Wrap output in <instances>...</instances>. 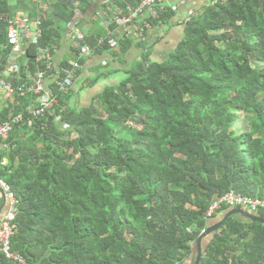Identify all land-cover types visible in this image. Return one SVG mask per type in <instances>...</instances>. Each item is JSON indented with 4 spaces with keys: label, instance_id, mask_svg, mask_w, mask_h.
Returning <instances> with one entry per match:
<instances>
[{
    "label": "trees",
    "instance_id": "obj_1",
    "mask_svg": "<svg viewBox=\"0 0 264 264\" xmlns=\"http://www.w3.org/2000/svg\"><path fill=\"white\" fill-rule=\"evenodd\" d=\"M75 1H55L60 22ZM12 13L0 0V76ZM41 17L32 70L43 67L39 48L64 35ZM66 95L39 118L25 113L0 142V175L18 199L11 248L29 263L184 264L228 210L208 217L214 200L231 189L264 200V0H212L164 62L146 52L98 104L71 108ZM17 99L14 113L37 104L33 93ZM128 121L136 126L117 134ZM209 236L199 264H264L263 224L235 214Z\"/></svg>",
    "mask_w": 264,
    "mask_h": 264
},
{
    "label": "built area",
    "instance_id": "obj_2",
    "mask_svg": "<svg viewBox=\"0 0 264 264\" xmlns=\"http://www.w3.org/2000/svg\"><path fill=\"white\" fill-rule=\"evenodd\" d=\"M160 1L135 0V3L127 2L124 7L114 3L113 0H106V11L109 16L107 24L112 27L108 35L99 36L96 43L91 44L84 33L77 32L71 45L74 59L69 61L68 66L62 65L59 69L55 61L57 45L39 48L34 61L42 64L43 67H38L36 70L31 69L30 62L33 61L26 55L27 46L37 43L42 36V17L32 18L26 13L7 16V45L11 50L10 55L19 56L22 59L9 60L7 72L11 76L8 79L0 78V91L11 97L33 93L37 104L29 107L27 111L12 112L7 118L0 119V142L4 143L7 140L14 126L24 120L25 113L31 115V119L39 118L59 103L60 98L72 88L75 74L81 67L82 58L91 55L99 48H118L122 39L127 37L142 36L150 27L147 15H157L155 10ZM5 76L8 75L5 74ZM53 81L57 83L56 89L51 87ZM59 118L60 116L56 117L57 120ZM0 190L5 194L6 199V207L0 214V253L16 264H31L23 255L11 248L10 241L18 199L1 175ZM224 206L228 210L241 209L252 215L264 217V200L253 199L232 189L213 201L207 216L212 217Z\"/></svg>",
    "mask_w": 264,
    "mask_h": 264
},
{
    "label": "crops",
    "instance_id": "obj_3",
    "mask_svg": "<svg viewBox=\"0 0 264 264\" xmlns=\"http://www.w3.org/2000/svg\"><path fill=\"white\" fill-rule=\"evenodd\" d=\"M55 1L9 0V3L13 10L12 14L26 13L32 18L44 15V17L54 18L62 26L64 35L55 53L56 67L59 69L74 59L71 45L77 32L84 33L88 42L95 44L97 38L107 36L112 27L107 24L109 16L106 11V0H84L83 2L76 0L73 6L75 15L69 22H60V19L55 16L53 13ZM127 1L135 3V0H123L124 3ZM211 1L161 0L155 10L157 15H147L150 27L142 37H127L128 42L124 43L126 38L122 39L118 48H99L81 59V67L75 74L74 84L65 96L68 102L66 105L75 109L89 106L107 87L120 84L127 77L129 70L142 61L146 52L152 61L167 60L184 38L186 22ZM37 2H40L38 8L33 9L34 3ZM113 2L124 6L121 5L120 0ZM15 59L20 60L22 57L9 56V60L14 61ZM7 70L8 68L0 78H10L11 75ZM51 87L56 89L57 83L53 81ZM18 104L17 96L11 97L0 91V116H4L3 119L14 112ZM7 109L9 110L6 111ZM6 161L7 159L4 158L3 162ZM0 197L3 199L2 213L6 207V199L1 190ZM1 256L0 253V258Z\"/></svg>",
    "mask_w": 264,
    "mask_h": 264
},
{
    "label": "water",
    "instance_id": "obj_4",
    "mask_svg": "<svg viewBox=\"0 0 264 264\" xmlns=\"http://www.w3.org/2000/svg\"><path fill=\"white\" fill-rule=\"evenodd\" d=\"M1 193L5 197V194L2 191H1ZM0 214H1V209H0ZM235 214L241 215L249 221H252L255 223H260V224L264 225V217L252 215V214L247 213L241 209L227 210L226 212H224L223 216L221 217V219L219 221L209 225L207 228H205L203 231H201V233L199 234V236L195 240L194 245H193V250H192V261H194V264L200 263V259H201L202 252H203V240L207 236L211 235L213 232L218 230V228L223 224V222L225 221L226 218H228L232 215H235Z\"/></svg>",
    "mask_w": 264,
    "mask_h": 264
},
{
    "label": "rangeland",
    "instance_id": "obj_5",
    "mask_svg": "<svg viewBox=\"0 0 264 264\" xmlns=\"http://www.w3.org/2000/svg\"><path fill=\"white\" fill-rule=\"evenodd\" d=\"M73 60V59H72ZM132 69V68H131ZM128 77V75H127ZM126 77V78H127ZM125 78V79H126ZM124 79V80H125ZM123 80V81H124ZM98 100H96L95 98V103L97 102ZM98 104V102H97ZM245 124V122H243L241 119L237 120L236 122L233 123V126H243ZM130 126H136L135 124L131 123L130 121L128 122H124V123H118L117 127L118 128H115L114 130H116V132H118L117 134H119V132L121 131V129H124V127H130ZM74 136V135H73ZM210 238V236H207L204 240H203V247L205 246L207 240ZM194 245V244H193ZM184 264H194V261H192V258L191 256L184 262Z\"/></svg>",
    "mask_w": 264,
    "mask_h": 264
}]
</instances>
